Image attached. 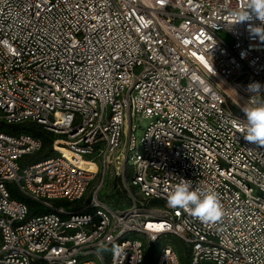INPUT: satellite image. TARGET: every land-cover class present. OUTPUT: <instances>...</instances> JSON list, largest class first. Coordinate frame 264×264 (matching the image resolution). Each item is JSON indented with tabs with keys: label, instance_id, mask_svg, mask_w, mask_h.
Wrapping results in <instances>:
<instances>
[{
	"label": "built area",
	"instance_id": "2783aa9c",
	"mask_svg": "<svg viewBox=\"0 0 264 264\" xmlns=\"http://www.w3.org/2000/svg\"><path fill=\"white\" fill-rule=\"evenodd\" d=\"M245 6L0 0V264H145L167 234L189 264H264V146L241 132L264 41ZM26 123L53 135L38 162L42 139L8 129ZM181 179L219 220L168 206ZM155 264L183 263L163 245Z\"/></svg>",
	"mask_w": 264,
	"mask_h": 264
},
{
	"label": "clouds",
	"instance_id": "9594fccd",
	"mask_svg": "<svg viewBox=\"0 0 264 264\" xmlns=\"http://www.w3.org/2000/svg\"><path fill=\"white\" fill-rule=\"evenodd\" d=\"M233 15L236 17L237 23L253 18L261 21V26H250V31L254 36L264 41V0H246L245 9L234 12ZM247 90L252 93L249 100L253 102L245 104L241 109L245 118L241 132L246 141L264 146V99H255L262 91V86L258 82L252 83L248 85ZM167 204L174 209H183L203 222H215L223 214L219 199L214 191L193 189L191 181L185 179H181L180 183L170 190Z\"/></svg>",
	"mask_w": 264,
	"mask_h": 264
},
{
	"label": "rangeland",
	"instance_id": "374dc122",
	"mask_svg": "<svg viewBox=\"0 0 264 264\" xmlns=\"http://www.w3.org/2000/svg\"><path fill=\"white\" fill-rule=\"evenodd\" d=\"M141 129H138V133H140ZM110 179H107L106 186L103 189L101 193V198L105 201H109L110 199H116L117 197V192H113L111 194H108V190L110 187ZM163 245H171L175 247L181 258H182V263L183 264H189L187 251L188 249L186 248V245L182 240H180L178 237L174 236L173 234H167L163 236L156 245H153L151 248H146L145 252V264H155L156 262V253L158 250L163 246Z\"/></svg>",
	"mask_w": 264,
	"mask_h": 264
},
{
	"label": "trees",
	"instance_id": "16d2710c",
	"mask_svg": "<svg viewBox=\"0 0 264 264\" xmlns=\"http://www.w3.org/2000/svg\"><path fill=\"white\" fill-rule=\"evenodd\" d=\"M8 129H13V130L21 129V130H23L24 132H26L28 134H32V135L42 139L43 147L38 153H36L35 155H33L30 158V162L31 163L40 161L44 157L48 156V154L50 153V146H51V143H52V140H53V135L51 133L45 131L39 125L32 124V123H26V124H23V125L9 126ZM26 201H28L30 206H31V208H33L34 204L30 200H26Z\"/></svg>",
	"mask_w": 264,
	"mask_h": 264
}]
</instances>
